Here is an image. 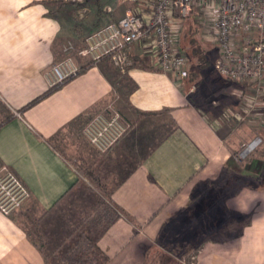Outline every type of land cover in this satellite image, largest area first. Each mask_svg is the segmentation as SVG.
<instances>
[{"label": "crops", "instance_id": "1", "mask_svg": "<svg viewBox=\"0 0 264 264\" xmlns=\"http://www.w3.org/2000/svg\"><path fill=\"white\" fill-rule=\"evenodd\" d=\"M131 1L0 0V164L29 192L20 210L0 211V264H264L262 114L251 126L258 143L238 158L243 134L219 103L203 105L195 93L191 102L185 80L159 70L137 43L123 74L74 52L79 73L49 86L44 73L63 47L79 48ZM111 102L132 126L101 155L76 131ZM65 155H78L84 172ZM117 164L105 196L86 173L109 181ZM104 206L117 216L102 228Z\"/></svg>", "mask_w": 264, "mask_h": 264}, {"label": "built area", "instance_id": "2", "mask_svg": "<svg viewBox=\"0 0 264 264\" xmlns=\"http://www.w3.org/2000/svg\"><path fill=\"white\" fill-rule=\"evenodd\" d=\"M145 5L128 8L116 20L91 31L83 45L75 49L71 42L64 47V57L45 71L49 86L55 87L81 70L74 59L87 57L89 63L108 59L120 71L132 65L129 49L139 44L153 57L156 67L181 83L188 75V59L180 45L184 19L191 13L202 37L214 43L216 72L236 83L255 84L258 92L264 84V0H142ZM194 86L190 87L193 90ZM245 99L241 93L240 97ZM18 114V112H16ZM236 120L243 118L233 113ZM130 121L111 104L91 113L82 127L84 137L99 153L110 150L130 129ZM18 197L0 211L9 214L29 197V192L15 177Z\"/></svg>", "mask_w": 264, "mask_h": 264}, {"label": "rangeland", "instance_id": "3", "mask_svg": "<svg viewBox=\"0 0 264 264\" xmlns=\"http://www.w3.org/2000/svg\"><path fill=\"white\" fill-rule=\"evenodd\" d=\"M130 3L131 4L129 6H131L133 8H136V5H139V6L145 5L144 2H142V0H134L133 1V4H132V1ZM185 20L186 19H184V21ZM183 27H184V24H183ZM199 32H200L199 37H200V35L202 37L203 30L201 28L199 29ZM89 33H87L84 36L83 40L85 39V37ZM202 39H203L202 40L203 47L207 48L206 55H207V59H208L209 63H206L205 62L201 66V64H193L192 65L191 61H189L188 62L189 63L188 64V69H190V71L192 73V77H191L192 79H190V77H189V80L188 81L185 80V82H186L185 83V86H184L185 89L183 87L182 88L186 92V95H188V97H189V99H190L191 102H192V100H194V98H193L194 95L193 94L195 93V94H200L201 95L202 99L205 102V103L203 102V105H205L206 103L213 104L214 101H216L215 103H217V104L219 103L217 107L219 109H222L221 118H225L224 120H227L228 121V125L230 124L231 130L237 129L239 131V135H242L243 134V136H244V137L241 136V138L239 139L240 141H243L244 144H242V147L240 148L237 157L240 158V159H243V160L244 159L247 160L248 155L250 154V152H252V150L255 147V142L258 143V141H256V137L251 134V126L254 125L253 119H254V117L258 113L259 114H262L264 116V84L262 85V91L261 92H258L257 85H255V84H243V83L240 84V83H236L235 82L236 84H238V86L237 85H232V87L233 86H237L236 88L238 90L237 92H238V97L239 98L237 100L236 96L230 95L229 93L231 92L230 91L231 89L228 87L229 84H231L228 81L230 79L227 80L223 76H220V74H218L216 72V70L213 68V62H214L215 58L217 57V51L215 52V45H214L213 42H211L209 40H204L203 37H202ZM82 45H80V47ZM139 47H140V45H139ZM76 49H78V48H76ZM140 49H141V47H140ZM73 52H75V51H73ZM64 56L65 55H63L62 57H64ZM73 56H74V54H73ZM62 57H60L59 59L55 60L54 62L59 61L60 59H62ZM74 59H75V57H74ZM138 60L144 61L143 58L142 59H138ZM194 62L195 63H198V60L197 59H194ZM132 63H133V61H132ZM113 67L120 74H123V72H125V71H120L114 65H113ZM128 85L129 84H127V83L123 85L124 86V88H123L124 91H122V92H120V91L116 92V94H118V96H119L118 97V100H117L118 101L117 102L118 104L119 103H121V105L123 104L125 90L128 88ZM192 86H194V88H193V90H190V87H192ZM241 93L243 95H245V99H242V96L240 97ZM234 99L237 101L238 105H236V106L235 105L234 106L229 105L228 106L226 104L230 100H234ZM225 100H226V102H225ZM109 104H111L114 108H116L113 102H111ZM106 105H108V104L106 103ZM102 108H104V106ZM98 109H101V108H97L95 111H97ZM234 112L235 113H239L241 116H243V118H241L240 120L234 119L232 117V114ZM89 115H87V117ZM86 121H87V118L78 127V129L76 131V136H78L79 140H81L82 142L85 143V145H86L87 148L88 147L89 148H93L89 144V142L87 141V139L84 137L83 132H82V127H83V125H84V123ZM131 126L132 125H130V128H131ZM261 129H264V127L261 128ZM249 146H250L251 149L247 150L246 148H248ZM87 148H86V150L88 151ZM107 152H105V153H99L98 152V153L102 155V154H106ZM137 155L138 154L136 153V156ZM65 156L67 157L69 163L73 166V168L77 172H81V171L84 172V163L79 159V156L78 155L77 156H74V155H65ZM136 156H135V154H133L132 158L134 157V159H135ZM130 157H131V155H129V157H128V161L129 162L132 161V158H130ZM123 162H124V160H123ZM115 166L112 167V169H110L111 171L109 170L110 173H106V176H107L106 178H110L109 181H102L101 180V177H100V174H98L99 175V184H96L94 181H92L89 178V180H91L90 182L95 187L99 188L100 191L105 196H107V192L112 188V186L114 184H116L117 181H114V180H116L117 178H119V175L118 174H121V172H122L123 164H119V165L117 164ZM93 169H95V168H93ZM114 174H115V176H113ZM86 176H87V173H86ZM112 176H113V178H112ZM15 177L16 176L13 174V172L11 170H9L7 167H5V166H3V165L0 164V200H2L4 203H6L10 197H18V195H19L18 194V187L15 185V182L12 183V181H13V179H15ZM101 185L104 186V189H106V191H104L100 187ZM27 199L28 198H26L25 200H23L20 203V205L18 207L14 208L12 211H10L9 214L13 213L14 211L20 210L22 207H24V204H26L25 201H27Z\"/></svg>", "mask_w": 264, "mask_h": 264}, {"label": "trees", "instance_id": "4", "mask_svg": "<svg viewBox=\"0 0 264 264\" xmlns=\"http://www.w3.org/2000/svg\"><path fill=\"white\" fill-rule=\"evenodd\" d=\"M97 28V27H96ZM199 27L196 25V20L194 18V15L191 13L188 17H186V20L184 21V27L181 33L180 38V45L181 49L187 56L188 62L191 61L193 64H201V66L206 62L209 63L207 59V48L203 47L202 43V37L200 35L199 37ZM216 52V48H215ZM194 59L198 60V63L194 62ZM197 66V65H196ZM192 79V73L190 69H188V75L185 80ZM226 78V77H224ZM228 79V78H226ZM264 156V155H263ZM87 176H89L91 179L93 178V175L90 172H87ZM263 179H264V173H263ZM94 181V178L92 179ZM96 184H99V181H94ZM104 191V186H100ZM109 191L107 192L108 195ZM109 213V214H108ZM108 215L106 221L103 223L102 228H105L107 224H109L111 221L115 219L117 216V213L113 212L111 209H108V207L104 206L102 208V215Z\"/></svg>", "mask_w": 264, "mask_h": 264}, {"label": "clouds", "instance_id": "5", "mask_svg": "<svg viewBox=\"0 0 264 264\" xmlns=\"http://www.w3.org/2000/svg\"><path fill=\"white\" fill-rule=\"evenodd\" d=\"M233 210L237 211V212H240L241 213V209H239L238 207H233Z\"/></svg>", "mask_w": 264, "mask_h": 264}, {"label": "bare ground", "instance_id": "6", "mask_svg": "<svg viewBox=\"0 0 264 264\" xmlns=\"http://www.w3.org/2000/svg\"><path fill=\"white\" fill-rule=\"evenodd\" d=\"M248 150V148H246Z\"/></svg>", "mask_w": 264, "mask_h": 264}]
</instances>
